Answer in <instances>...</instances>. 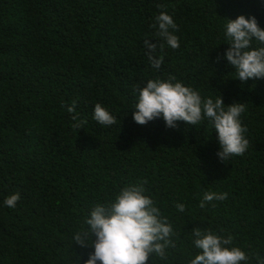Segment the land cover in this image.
Listing matches in <instances>:
<instances>
[{
  "label": "trees",
  "instance_id": "16d2710c",
  "mask_svg": "<svg viewBox=\"0 0 264 264\" xmlns=\"http://www.w3.org/2000/svg\"><path fill=\"white\" fill-rule=\"evenodd\" d=\"M162 11L179 48L153 27ZM240 15L264 29V0H0V264H85L94 249L73 237L92 208L145 181L175 244L148 264H189L196 227L230 235L248 264L264 259V78L236 79L224 57L225 18ZM150 57L163 58L158 69ZM170 77L202 98L246 104L243 156L221 161L207 119L177 128L133 120L138 88ZM97 103L115 124L94 120ZM209 191L227 198L201 208ZM16 192L15 208L5 206Z\"/></svg>",
  "mask_w": 264,
  "mask_h": 264
},
{
  "label": "clouds",
  "instance_id": "9594fccd",
  "mask_svg": "<svg viewBox=\"0 0 264 264\" xmlns=\"http://www.w3.org/2000/svg\"><path fill=\"white\" fill-rule=\"evenodd\" d=\"M225 38L228 49L224 57L235 68L238 80L264 78V29L253 15L250 18L240 15L236 19L225 18ZM158 36L172 49L179 48V38L174 34L178 30L173 17L161 12L155 17ZM258 47H253V41ZM149 49L155 50V43L146 41ZM154 68H159L163 58L150 57ZM159 78L147 81L138 88V102L132 111L133 120L139 125L162 118L168 128H177V122L196 126L207 119L215 130L220 145L217 155L227 162L233 156H243L249 147L245 136L246 126L241 115L246 111V104L236 102L225 105L222 95L215 99L202 98L200 93L183 83ZM75 111V102L68 107ZM93 118L101 125L111 126L116 118L97 103ZM73 120H77L73 116ZM86 121L73 124L74 128L83 129ZM144 183L128 185L120 190L114 200L107 204H96L85 218L87 230L77 232L73 239L81 248L94 249L89 252L85 264H148L153 254L166 259V249L175 244L171 240L173 227L163 216L160 208L146 196ZM20 193L9 195L3 201L9 208H15L20 200ZM227 193L205 192L200 203L204 208L209 202L222 201ZM177 210L185 211V205L177 203ZM193 244L199 250L189 264H248L249 256L238 246H233V238L215 233L211 229L191 230ZM264 264V259L259 260Z\"/></svg>",
  "mask_w": 264,
  "mask_h": 264
}]
</instances>
